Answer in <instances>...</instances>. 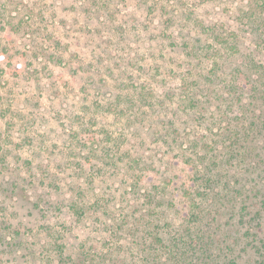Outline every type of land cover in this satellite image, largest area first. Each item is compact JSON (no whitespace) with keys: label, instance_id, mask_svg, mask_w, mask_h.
Segmentation results:
<instances>
[{"label":"rangeland","instance_id":"rangeland-1","mask_svg":"<svg viewBox=\"0 0 264 264\" xmlns=\"http://www.w3.org/2000/svg\"><path fill=\"white\" fill-rule=\"evenodd\" d=\"M251 2L0 0V264H23L24 257H41L43 264L41 229L48 225L67 231L71 252L80 245L105 248L104 226L78 220L71 209L85 188L71 168L70 142L82 125L123 133L125 122L98 108L126 87H140L166 103L129 131L128 147L148 164L163 166L183 150L179 144L170 154L160 135L151 136L162 130L164 119L175 122L182 140L194 130L207 135L213 110L200 128L186 112L173 114L171 100H180L188 70L197 65L187 56L189 45L197 39L206 43L202 25H210L240 41L241 57L264 63V44L240 19ZM238 58L222 60L224 69L239 65ZM224 82L218 80L220 89ZM254 107L253 115L259 109L256 115L264 118V103ZM253 145L257 151L245 171L231 170L242 176L237 184L242 204L230 214L224 211L213 228L223 250L216 255L226 264H264V137Z\"/></svg>","mask_w":264,"mask_h":264},{"label":"trees","instance_id":"trees-1","mask_svg":"<svg viewBox=\"0 0 264 264\" xmlns=\"http://www.w3.org/2000/svg\"><path fill=\"white\" fill-rule=\"evenodd\" d=\"M252 1L240 19L264 44V0ZM202 33L208 36L206 43L193 41L187 55L197 65L188 70L180 100L171 101L176 108L173 114L186 112L198 122L197 128L213 110L206 127L209 133L194 130L182 140L175 122L164 119L162 130L151 136L160 135L170 154L179 144L183 150L167 158L163 166L148 164L128 147L129 131L132 125L151 120L166 103L140 87H126L115 100L100 104L98 111L125 122L123 133L97 124L95 129L82 125L68 148L75 157L71 168L84 180L85 188L71 209L78 220L91 218L104 226L105 248L80 245L71 252L67 231L43 226V264H226L216 255L223 250L213 228L224 211L230 214L242 204L237 193L242 176L231 170L243 166L245 171L257 151L253 141L264 137V118L256 115L259 109L253 115L250 108L264 103V88L259 85L264 83V63L241 57L240 41L232 34L217 32L210 25H202ZM237 55L239 65L224 69L222 60ZM220 79L225 80V89H220ZM236 103L240 110L234 108ZM171 140L177 147H172ZM24 258L23 264H41V257Z\"/></svg>","mask_w":264,"mask_h":264}]
</instances>
